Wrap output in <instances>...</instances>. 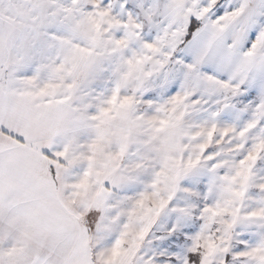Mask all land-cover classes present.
<instances>
[{
    "label": "snow or ice",
    "instance_id": "snow-or-ice-1",
    "mask_svg": "<svg viewBox=\"0 0 264 264\" xmlns=\"http://www.w3.org/2000/svg\"><path fill=\"white\" fill-rule=\"evenodd\" d=\"M0 264H264V0H0Z\"/></svg>",
    "mask_w": 264,
    "mask_h": 264
}]
</instances>
